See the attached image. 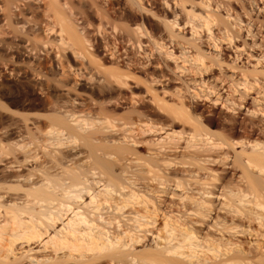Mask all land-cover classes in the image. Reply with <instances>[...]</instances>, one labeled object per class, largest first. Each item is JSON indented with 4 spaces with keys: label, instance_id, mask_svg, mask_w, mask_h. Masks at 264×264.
<instances>
[{
    "label": "bare ground",
    "instance_id": "obj_1",
    "mask_svg": "<svg viewBox=\"0 0 264 264\" xmlns=\"http://www.w3.org/2000/svg\"><path fill=\"white\" fill-rule=\"evenodd\" d=\"M75 2L0 0V264H264V0Z\"/></svg>",
    "mask_w": 264,
    "mask_h": 264
},
{
    "label": "rangeland",
    "instance_id": "obj_2",
    "mask_svg": "<svg viewBox=\"0 0 264 264\" xmlns=\"http://www.w3.org/2000/svg\"><path fill=\"white\" fill-rule=\"evenodd\" d=\"M85 3H84V2ZM82 1V3H79V2H81L80 0L78 1V0H76V2H75V6H76V8L78 7V6H80V7H78L77 8V10L78 9H81V11L82 10H84V9H82V6H84L83 4H92V0H83ZM87 1H89V3L87 2ZM78 2V3H77ZM87 2V3H86ZM82 5V6H81ZM32 6H34L35 7V5H32ZM85 8V7H84ZM13 26H11V27H8L9 29L8 30H10V28H12ZM0 29H2V28H0ZM4 29H2V31H3ZM0 32H1V30H0ZM10 35H11V37H10ZM14 35V33H13V31H11V33L10 34H7V35H0V37H4L5 36V38H7V39H5L4 41L8 44V42L9 41H11L13 38H12V36ZM51 36V35H50ZM10 37V38H9ZM14 37V36H13ZM53 38V37H52ZM4 39V38H3ZM8 39H10L9 41H8ZM230 50L229 49H226V51H224V52H229ZM1 53V52H0ZM4 53V54H3ZM6 52H2L0 55H2V57L0 56V82L2 83H0V89L2 88V85H3V88L5 87L6 88V86H7V88L8 87H12V88H16V86H17V88L15 89V90H19L21 93H26V92H28V86H27V83H26V81L24 80V79H22V76L21 75H18V73L16 72H14L15 73V75H18V76H15V75H13V78H11L12 77V75L10 74V70L14 67L15 69H17L18 68V63H20V62H18L17 60H14L13 62H15V64L11 61V60H13V59H16V58H9L10 56L7 54ZM4 56V57H3ZM7 56V57H6ZM5 58V59H4ZM4 59V60H3ZM241 59H243V58H241ZM9 62L8 64H7V62ZM11 61V62H10ZM16 61L18 62V63H16ZM237 63H238V65H240V63H239V61H237ZM4 64H5V66H4ZM10 64H14V66L13 65H10ZM18 64V65H17ZM7 65V66H6ZM9 65V66H8ZM4 67V68H3ZM17 67V68H16ZM13 68V69H14ZM4 69V70H3ZM14 69V70H15ZM9 72H8V71ZM20 74V73H19ZM229 74H230V72H229ZM7 75V76H6ZM3 77V78H2ZM19 77V78H18ZM16 78L18 79V80H16ZM5 79V80H4ZM14 81V82H13ZM19 81V82H18ZM24 81V82H23ZM18 83V84H17ZM7 84V85H6ZM8 84H9V86H8ZM22 86H21V85ZM24 86V87H23ZM4 88V89H5ZM26 88V89H25ZM251 95H253V92H252V94ZM5 100V99H4ZM250 102H251V100H249ZM5 102H6V100H5ZM2 113V112H1ZM1 116L0 117H2V114H0ZM243 117V116H242ZM32 246V248H34L33 250H31V252H29V253H31V254H34V253H36V254H38V253H42V252H50L51 250L50 249H46V250H44L43 251V249H41V246H42V243L41 244H39L38 246H37V244H34V245H31Z\"/></svg>",
    "mask_w": 264,
    "mask_h": 264
}]
</instances>
